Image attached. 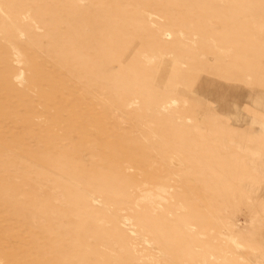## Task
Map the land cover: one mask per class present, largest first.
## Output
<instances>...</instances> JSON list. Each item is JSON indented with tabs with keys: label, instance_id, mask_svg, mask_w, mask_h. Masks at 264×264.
I'll use <instances>...</instances> for the list:
<instances>
[{
	"label": "rangeland",
	"instance_id": "374dc122",
	"mask_svg": "<svg viewBox=\"0 0 264 264\" xmlns=\"http://www.w3.org/2000/svg\"><path fill=\"white\" fill-rule=\"evenodd\" d=\"M0 264H264V0H0Z\"/></svg>",
	"mask_w": 264,
	"mask_h": 264
},
{
	"label": "bare ground",
	"instance_id": "6f19581e",
	"mask_svg": "<svg viewBox=\"0 0 264 264\" xmlns=\"http://www.w3.org/2000/svg\"><path fill=\"white\" fill-rule=\"evenodd\" d=\"M227 88V87H226Z\"/></svg>",
	"mask_w": 264,
	"mask_h": 264
}]
</instances>
